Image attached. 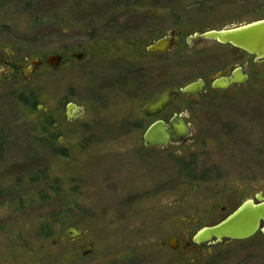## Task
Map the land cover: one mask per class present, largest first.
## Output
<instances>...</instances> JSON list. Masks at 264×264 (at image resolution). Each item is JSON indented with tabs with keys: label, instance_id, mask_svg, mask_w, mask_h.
Listing matches in <instances>:
<instances>
[{
	"label": "rangeland",
	"instance_id": "rangeland-1",
	"mask_svg": "<svg viewBox=\"0 0 264 264\" xmlns=\"http://www.w3.org/2000/svg\"><path fill=\"white\" fill-rule=\"evenodd\" d=\"M26 1L0 0V57L70 60L28 82L0 81V264H264L260 233L225 242L214 259L160 245L182 232L184 215L211 225L233 211L234 196L264 192V61L248 68L247 86L190 113L189 148L142 141L153 121L145 104L232 60L226 48L185 39L262 21L264 0ZM81 12L88 17L76 21ZM171 30L182 34L174 50L145 51ZM29 91L38 98L33 111L16 100ZM68 103L83 109L79 121H67ZM196 168L204 176L189 185L179 170ZM70 229L86 232L87 247L65 237Z\"/></svg>",
	"mask_w": 264,
	"mask_h": 264
},
{
	"label": "flooded vegetation",
	"instance_id": "flooded-vegetation-1",
	"mask_svg": "<svg viewBox=\"0 0 264 264\" xmlns=\"http://www.w3.org/2000/svg\"><path fill=\"white\" fill-rule=\"evenodd\" d=\"M247 25L248 24L230 26V27H222L223 29H221V30L232 29V28H242V27H245ZM164 38H177V42H176L175 47H174V48H176V46L179 44V42L182 38V34L179 31L175 32V31L171 30L168 33V35ZM185 40H186L187 44H190L192 46L193 45L202 46L204 43H213V44L217 45L219 50L223 51L226 48L224 51H227V52L229 51L228 52L230 55L229 57H231L232 60L227 61V63L224 66L217 69V71L214 73V76L210 77L208 80L205 78H198L194 81L187 83L186 85L193 83V82H198V81H200L202 83V88H201L200 92H198L194 95L185 96V95H182L181 93H179V90L186 85H184L183 87H181L177 90L168 91V92L177 91L178 95H176L172 98L171 104L168 107H166L158 116L151 117V119H153L152 123L160 121L163 124H165V126L168 128L169 124L172 121L177 122L179 120V121H182L189 128L190 133L184 141L177 143V144L169 143L166 147L161 148V149H166L168 147H170V148L172 147L174 149H180L183 147L189 148V146H191L190 144L192 143L193 139L195 138L194 129H196L195 126H193L189 122L190 121V113H191V115L194 113L203 114L204 112L201 110L202 109L205 110L208 107L205 104H207L208 102H211V100H212L211 96L212 95H214L216 98H218L221 95H226L229 92L240 90L241 88L247 86L248 82L250 81V78H251V75L249 74L248 68L251 69V67L253 66V64L255 62L253 56L245 53L242 50L234 48L233 46H231L229 44H220L216 41H206V40L190 42L189 37ZM172 50H174V49H172ZM203 50H205V49H203ZM169 51H171V50H169ZM169 51H167V52H169ZM167 52H165V53H167ZM5 53H6L5 57H0V81L6 80L9 78H19L20 77L22 79V81L28 82L29 80H32L34 74L39 69H41L45 65H48L46 63L47 57L46 58H40L38 60H29L27 58L18 59V57L16 56V54L14 52L10 53V52L6 51ZM55 56L60 57V61H59L58 65L56 67H54L55 69H57L60 66L67 64L70 60V58L65 57L63 54H59V55H55ZM75 56L76 55H74V57ZM204 56H207V55L205 54ZM239 57L242 58L243 60H245V64L238 63L235 61ZM75 58L78 59L77 56ZM227 58H228V56H223V58H219V60H221L219 62V64H222L225 61V59L228 60ZM203 59H205V58H203ZM210 60L211 59L207 60V62ZM216 60L217 59H215V61ZM124 66H125L124 64L121 66V67H123L122 74L126 70ZM234 73L239 74V77L241 79L244 78V81L241 84L231 85L228 88H226L225 90L213 88V83H215L218 80H225V81L229 82L230 79L233 77ZM135 74L137 75V69L135 71ZM113 80H115V78H113ZM130 80H132V79L130 78ZM135 81H137V80H135ZM116 84L117 85L114 86L115 88L117 87L118 89H120L122 87L124 89V92L126 91L127 85H122L121 80H118V83H116ZM136 84H137V82H136ZM106 85L107 84H105V86ZM111 87H112V85L109 84L106 89L109 90ZM165 93H167V92H165ZM178 100H181L180 102H181L183 107H180V105H179V108H181L182 111L181 110H171V107ZM68 105L76 106L73 103H68L66 105L65 114H66L67 121H68V116H67V106ZM76 107L78 110L75 112L71 111L72 117H71L70 121L71 120L79 121L84 114L82 108H80L78 106H76ZM192 157H193V159H190V160L194 162V165L198 164L199 163L197 161L198 158H196V156H193V155H192ZM187 164H189V163H187ZM189 165H192V164H189ZM195 170L197 171V173L195 172ZM179 173L182 174V176L187 180L186 183H188L189 185H192L193 182L198 183V181L200 180V177L204 176L203 173L199 172V170L197 168L194 170H188V169L179 170ZM193 175H197V177L195 176L196 178H194ZM206 176H208V174ZM167 185L168 184H165V186H164L165 189L167 188ZM193 189H196V187H193ZM258 194H261V196L264 197L263 191L260 190V191L256 192L254 194V196L252 197V199H250L255 204L257 203L255 201V198ZM182 195H185V192H182ZM234 197H235V200H234L233 211L231 213H229L228 215L224 216L222 219H220L219 221H217L214 224L203 225V226L199 225V221L202 220V218L195 217L194 215H191V216L184 215L183 217H181L180 221L182 222L184 229L182 230V232L176 233L173 236H171V238L168 239L166 242H161V244H160L161 247H168L172 250V252H176V251L180 252L181 257L183 255L188 256V257H194V258L200 257V256H205L208 259L216 257V255L219 253V251H221L219 249L223 246V244L225 242H227L226 240H223L221 242H216L215 240H212L209 243H203V244L198 245V244L194 243L193 239H194V236L196 235V233L199 232L201 229H203L205 227H211V226H214V225L221 223L230 214H232L239 206H241L244 202L248 201V200H245V201L244 200H238L237 201L236 196H234ZM171 201H174V198H172ZM225 210H226L225 207H222L220 209V214L224 213ZM205 213H208V212H205ZM77 232H78L77 235L70 234L68 236L66 233L65 237L71 238V242H73V243L79 242L82 247H87V242L82 240V237L86 235V232L85 231L83 232L81 230H77ZM85 252L90 254L91 250H87Z\"/></svg>",
	"mask_w": 264,
	"mask_h": 264
},
{
	"label": "water",
	"instance_id": "water-1",
	"mask_svg": "<svg viewBox=\"0 0 264 264\" xmlns=\"http://www.w3.org/2000/svg\"><path fill=\"white\" fill-rule=\"evenodd\" d=\"M172 34V33H171ZM190 42L195 41H216L220 44H229L234 48L244 51L254 57L255 63L264 61V20L248 24L242 28H232L225 30H211L202 34H194L189 37ZM177 38L159 39L145 48L149 54H163L174 49ZM81 56H77L79 59ZM60 61L59 56H48L46 63L56 67ZM244 78L234 73L229 82L218 80L213 83L214 89L225 90L231 85L241 84ZM202 83L200 81L190 83L179 90L185 96L194 95L200 92ZM177 91L163 93L155 100L145 104L142 108L143 114L148 117L158 116L168 107ZM74 105L67 106L68 120L71 119V111H77ZM190 133L189 128L182 121H172L167 128L160 121L152 123L143 133V146L148 149H161L169 143L177 144L184 141ZM256 204L252 200L244 202L232 214L221 223L205 227L196 233L194 243H209L212 240L221 242L246 241L257 233L264 237V197L258 194L255 198ZM70 234L77 235V231L70 229Z\"/></svg>",
	"mask_w": 264,
	"mask_h": 264
},
{
	"label": "trees",
	"instance_id": "trees-1",
	"mask_svg": "<svg viewBox=\"0 0 264 264\" xmlns=\"http://www.w3.org/2000/svg\"><path fill=\"white\" fill-rule=\"evenodd\" d=\"M34 1H37V0H27L26 2H25V4H24V8L26 7V6H32L33 5V3H35ZM52 1V0H51ZM55 1H61V0H55ZM67 1H69V0H67ZM83 15L84 14H82V12L81 13H75V16H74V18H75V20L76 21H85V19H86V17H88L87 16V14H85V19L83 18ZM83 19V20H82ZM40 21V20H39ZM42 23V22H41ZM15 97V96H14ZM16 100H17V102H18V104H22L25 108H28L30 111H33V110H35V108H36V105L38 104V98L36 97V94H35V92L34 91H29L28 92V95H27V99H23V97L21 96H17L16 95ZM28 177H29V179H30V181L33 183V180H35V177H34V175H33V173H29L28 174ZM34 177V178H33ZM36 181V180H35ZM13 200H15V197H14V199ZM217 257V256H216ZM215 257H213L212 259H214Z\"/></svg>",
	"mask_w": 264,
	"mask_h": 264
}]
</instances>
